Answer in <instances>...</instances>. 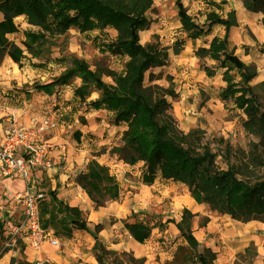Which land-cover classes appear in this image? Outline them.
Returning <instances> with one entry per match:
<instances>
[{
  "label": "trees",
  "instance_id": "16d2710c",
  "mask_svg": "<svg viewBox=\"0 0 264 264\" xmlns=\"http://www.w3.org/2000/svg\"><path fill=\"white\" fill-rule=\"evenodd\" d=\"M242 2L248 11L264 16V0ZM209 3L215 5L213 1ZM224 3L225 0H221L217 7L221 8ZM176 7L181 29L191 39L209 34L214 24H220L226 30L236 25L233 10L225 18L210 10L206 13V25H199L180 2H176ZM152 9V0H0V54H6L20 66L23 49L6 36L18 31L14 21L18 16H23L27 24L37 28L26 31L21 40L24 48L33 51L48 39V34L63 35L68 26L79 32L113 28L116 32L114 40L103 44V47L115 56L126 57L122 71L99 64L91 68L84 59L66 53L60 57L64 63L62 72L51 82L33 84L32 87L51 94L55 85H66L79 78L80 84L74 88V95L85 101L93 91L97 92L98 96L90 100L88 106L110 111L111 124L125 125L120 134L121 144L111 146L109 154L129 165L142 162L140 180L143 183L151 184L157 176L179 182L186 186L197 203L204 204L210 211L230 217L240 216L243 222H264V176H253L250 167H264V161L252 155L245 160L240 159L228 140L222 137L214 140L219 145V149H214L199 127L187 131L180 129L171 112L172 100L178 96L171 77L166 76L169 84L162 86L153 82L162 77L161 73L150 71L145 81L149 68L166 64L170 48L160 43L139 42V32L149 25L146 11ZM182 46V40L175 41L172 52L178 53ZM235 48L225 33L222 37L213 36L207 47H197L194 54L199 58L214 59L217 68H223L222 79L227 85L219 93L221 102L223 105L231 102L240 110L245 116L241 122L243 130L255 137L256 143H263L264 107L255 92V85L250 84L257 75V69L253 63L242 61L235 54ZM203 69L207 77L214 76L215 68L203 66ZM231 70H235L237 80ZM103 75L108 76L111 82L104 81ZM261 85H264V80ZM74 135L78 137L79 132L76 130ZM74 181L86 192L95 208L108 200L120 198L116 178L106 165L95 158L86 162L84 170L76 174ZM193 216L189 209L183 208L178 221H165L174 223L183 242L175 246L171 258L163 264H214V251L207 247L198 249L193 235ZM38 218L42 229L51 230L60 238L69 239L74 229L88 230L94 238L92 248L97 264H123L117 251L107 248L99 240L97 232L102 225L96 223L93 230H89L82 210L60 200L50 188L38 202ZM207 221L208 218L204 217L200 226ZM154 226L143 220L123 222V228L138 243L149 238ZM22 250L21 246L19 255L11 257L9 264H30ZM255 256V245L249 242L236 253L232 264H252ZM42 264L53 263L44 261Z\"/></svg>",
  "mask_w": 264,
  "mask_h": 264
},
{
  "label": "rangeland",
  "instance_id": "374dc122",
  "mask_svg": "<svg viewBox=\"0 0 264 264\" xmlns=\"http://www.w3.org/2000/svg\"><path fill=\"white\" fill-rule=\"evenodd\" d=\"M177 1L187 9V12L190 8L193 10V13H191L190 16L199 25H202L203 23L206 25V13L210 10H213L223 18L227 16V13L230 10H233L235 13L236 25L231 26L226 30L222 25L214 24L211 26L209 34L222 37L227 33V38L230 44L236 47L234 51L235 54L242 61L247 58L244 54H248L250 51L248 49L249 45L236 46L233 44L234 39H238L240 33L247 35L249 40L253 43L251 50L252 57L257 58V54H261V52L264 53V45L256 42L257 34L260 35L261 31L264 29L260 26L259 21L261 18L258 17V19L256 15L251 14L248 17V22L245 23V27L242 28L240 26L236 29H232L230 32L231 28L239 25L237 19L239 22H242V20H245L246 16L241 18L239 12L237 15V11L231 9L226 3L222 4L221 8H218L217 5L220 4L221 0H152L153 9L146 11L149 25L147 28L139 32V42L141 44L160 43L161 45L171 47L172 51V46L175 41L182 40L184 43L185 39L188 37L187 33L181 29L177 15ZM210 1L215 2V5H211V3H209ZM240 1L243 6L242 0ZM225 2H227V0H225ZM243 8L245 7L243 6ZM245 10L247 9L245 8ZM14 21L19 29L17 32L12 33L8 39L22 47L23 59L20 66H18L6 54H0V69L5 71L6 74H9V76L6 77L0 75V105H9V107L14 109L13 111L19 115V118H21V112L17 109H23L24 115L25 113L26 115L27 113H32L39 116L52 115L56 122V126L53 130L44 134L43 137L45 139H50L54 136L59 138V135L62 140V145L59 147L61 151L59 152L58 161L54 162L55 158H52L51 156L53 162L52 165L53 167H62L67 164L66 169L70 172V177H75L76 174L84 170L86 164L84 161L81 162L75 159V153H78L80 147L86 148L89 152L92 150V153H90L95 154L98 158L103 160L108 159L107 155H103V153H107L104 151L102 147L103 145L99 146L94 139L92 142L89 141V134L83 133L78 129L83 125L88 126L94 124V121H99L101 116L107 120L108 118H111V113L105 109L106 112L109 113L108 115L105 112H101V115L95 116V113L93 112L98 109L88 106V103L90 102L88 100L89 97H91V94L85 99V101H81L74 95V88L80 84L79 78H74L71 83L66 85H55L54 91L51 94H47L42 90H35L32 85L51 82L56 76H58L64 69V63L60 61V57L66 53H73L77 57L84 59L91 68H94L96 64H99L117 71L123 70L126 57L115 56L109 53L108 50L104 49L103 44L113 41L116 35L115 30L110 27H106L102 30L94 29L79 32L73 26H68L65 28V34L63 33V35L55 33L48 34V39L38 46L36 51H33L32 49L24 48L21 45V40L24 39L26 31L37 30V28L27 24L24 18L21 19L19 16L16 17ZM239 47L241 50L237 52L236 49ZM242 52H244L243 56L241 54ZM203 66L215 68L214 75L218 73L222 78L221 73L223 68H217V61L214 59L202 57L199 59L197 65L193 66L190 64L188 68H185L179 63H175L173 59L171 60L168 56L165 65L161 67L152 66L146 71L145 81L147 80L150 71L153 73L160 72L162 77L153 82L162 86H167L169 81H167L166 76H169L171 77V82L175 90L179 84L181 85V83H185L190 71H192L190 72L192 76L195 75L193 71H205ZM230 73L235 80L238 79L235 70H231ZM189 78L191 79L192 77L190 76ZM102 79L111 82V79L108 76L103 75ZM250 84L255 85V92L262 103V107H264V85H261V82H250ZM195 87L200 96L199 103L195 105L196 111H199L201 103L210 98V96L213 99L218 98L220 104L215 105L216 102L213 100L212 103H214V105L208 106V108L203 110L202 113L190 115L191 111L187 110L186 106L179 101L177 96L172 100L171 112L172 115H174L173 117L178 127L183 131H186L187 128L199 127L204 131L205 140L209 141L214 149H219V145L214 140L218 137H222L228 140L232 149L235 151L236 156L240 159L245 160L247 156L252 155L256 158L260 157L261 160L264 161V141L263 143H256L257 139L243 130L241 122L245 119L244 114L240 110L234 108L231 102L227 105H223L219 98V93L222 90L219 91L215 84L208 85L198 82H195ZM189 117H191V119H189ZM76 130L79 134L81 133L84 135L82 139L79 138L77 140V138L74 137V132ZM106 132L111 134L106 130L103 134H107ZM54 142L55 141L52 143ZM50 148L52 149L53 145L52 147L50 146ZM65 153L69 155L68 159H66ZM232 160H235V158H232ZM219 161L220 157H218V162ZM107 167L114 177L117 178L116 180L119 183L120 197H122V200L126 197L128 201L135 206V210L129 212L125 220H143L149 225H155L151 230L149 242H144L141 245L136 243V245H134V242L129 237L126 230H124L123 227L120 228L122 234L120 238L124 240L123 247L125 257H130L132 253L131 249L134 250L131 244L137 246L140 254L145 256V258H147L146 255L149 254L151 262L159 261V259H161V255L156 250L159 252H161V250L168 251L169 254H172L175 246L183 242L182 237L177 231L176 234L173 233L171 235L168 231L167 236L169 235V238H167V236L163 237V234L159 235L158 230L167 227L166 223H162L163 220L179 219L185 205L182 207L178 205V210L171 207L169 203V195L171 197L189 195L186 186L182 183L171 182L169 180H159L158 183L155 184H140V166H136L130 170H124L121 169L119 163L115 161L109 163ZM250 167L253 171V176H264V167L258 165L256 167ZM44 176L45 172L40 175L39 179H35L38 183L35 182L33 184H47ZM23 183L24 179L19 178H14L9 183L6 182V184H14V188L19 187V185ZM159 189L161 191L163 190L164 195L166 196L164 199H158L155 196ZM15 193L16 192L9 193L5 186L0 185V257L9 249H13L16 252V255H19V248L21 247L23 240L20 236L15 237L10 234L9 229L5 227L6 222L18 223L21 219V216L17 218L19 213H21V203L14 199ZM168 193L169 195H167ZM106 202L104 205H106ZM204 214L216 217L214 220L218 227H226L227 229L234 227L235 222L233 217H230L228 214L210 211L206 206L203 214H198V217L195 219V225L200 226L201 223L204 222V217L209 219V217ZM83 216L86 220L87 228L93 230L94 224L91 223V221L90 224L88 223V218L85 212H83ZM97 216L100 217V214H97ZM102 218L107 222L115 221V218L110 215L102 216ZM160 223H162V226ZM74 231L77 234H72L69 239L60 238L54 235L55 239H57L58 245L51 248L45 243L41 248H44L45 250L50 249L55 253L69 251L71 255L76 254L79 248L85 251L88 250V243L85 242L81 235H84L85 233L90 234L89 231L78 229H75ZM131 261L134 263H141L143 258L141 257L135 260L131 259ZM165 261L166 259H164V262Z\"/></svg>",
  "mask_w": 264,
  "mask_h": 264
},
{
  "label": "crops",
  "instance_id": "0c3cea01",
  "mask_svg": "<svg viewBox=\"0 0 264 264\" xmlns=\"http://www.w3.org/2000/svg\"><path fill=\"white\" fill-rule=\"evenodd\" d=\"M226 4L229 5L231 9L236 10L237 15L239 12L241 18L246 16L245 20L244 21L242 20V22H239V20L237 19L239 25L231 28L230 32L232 31V29H236L240 26L242 28L245 27L246 25L245 23L248 22V17L251 14L256 15L257 18L258 17L261 18V20L259 21L260 26L264 28V16L261 13L252 12V11L249 12L245 10L240 0H227ZM192 11L193 10L191 8L188 9L189 14L193 13ZM19 18L23 19L22 16H19ZM1 19H2V13L0 12V20ZM11 34L12 33H8L6 34V36L9 38ZM211 37H213L211 34L202 35L195 39H191L188 37L185 39L183 46L178 51V53L176 54L173 53L170 47L168 49V56L171 60L173 59L175 63H179L181 66L185 68L186 67L188 68L190 64L195 66L197 65L200 58L194 54V50L197 47H206ZM256 39H257L256 42L264 45V29L261 31L260 35L257 34ZM233 44H235L236 46L249 45L248 49L250 52L249 53L247 52L248 54H244V52H242L241 54L242 56L244 54V56L247 57L245 58V60H243L244 62L248 64L253 63L257 67V75L251 80V82L258 83L263 81L264 53L261 52V54H257L258 56L257 58L252 57L251 50L253 43L249 40V37L247 35H243L241 33L238 36V39H234ZM239 50H241L240 47L236 49L237 52ZM190 72L188 73L189 76H187V80L185 81V83L183 84L181 83V85L179 84L177 88H175V91L178 93L179 101L186 106L188 111H191L190 115L202 113L203 110L208 108V106L214 105V103H212L213 100L214 102H216L215 105L220 104L218 98L213 99L210 96V98L206 99L203 103H201L199 111H196L195 105L199 103L200 96L199 93H197L195 82L208 84V85L215 84L219 91L223 90L226 87L227 83L222 80L221 76L218 73L213 77H207L206 72L203 70L193 71L195 73V75L193 76L191 75ZM0 75H2L3 77L9 76V74H6L5 71L1 69H0ZM190 76L192 77L191 79L189 78ZM219 81L221 83L224 82L225 84L221 85ZM97 96L98 93L93 91L88 101L92 100L93 98H96ZM11 110L14 109L9 107V105H0V138L3 134V130L5 126V118L8 112H10ZM17 110H20L21 112L20 119L24 120L26 113L25 115L23 114L24 112L23 109H17ZM101 112L107 113L105 109H98L95 110L93 113H95L96 116V115H101ZM108 114L109 113H107V115ZM95 116H94V120H95ZM189 119H191V117H189ZM124 128L125 125L123 123L116 125L111 124L109 122V118L105 120L102 116L99 121L95 120L94 124H90L88 126L83 125L78 130L83 133H88L89 141L92 142L94 139L97 141L99 146L103 145L102 147L104 151L107 152V153H103V155H107L108 159L103 160L101 158H98V156H96L95 154H91L92 150L90 151L91 152L90 153L89 150L83 147H80L78 153H75L76 155L75 159L81 162L84 161V163H86L87 160L91 158H95L99 163L104 164L106 166L109 165V163L117 161L121 166V169L124 170H128V169L130 170L136 166L142 167V162H137L133 165H129L123 163L121 160H118L114 155L111 156L109 154V148L111 146H118L121 144L119 139H120V134ZM105 130L111 134H108L107 132H106L107 134H103ZM58 137L59 138H57V136H54L50 139H46V141L49 143L51 147L53 145V148L52 149L50 148L49 152L52 158L53 157L55 158L54 162L58 161L59 152L61 151L59 147L62 145V140L59 135ZM74 137L77 138L78 140L79 138L82 139L84 135L80 133L78 137L76 135H74ZM51 141L52 142L55 141V142L52 143ZM68 156H69L68 154L65 155L66 159H68ZM66 166L67 164L63 165L62 167L60 166L53 167L52 165L50 168L45 170H34L31 177L28 180H24V183L20 184L19 187L17 188H14L15 187L14 184H6V182L9 183L14 178L22 179L15 175H9L4 177L0 181V185L5 186L9 193L28 191L29 193L34 194L35 192L39 191L45 195V190L47 188L54 190L56 196L60 200L68 203L71 206H77L79 209L85 212L89 224L90 221L93 224L96 223L102 224V228L97 232V236L99 240L107 248L117 251L123 264H163L164 259L168 260L171 258L172 254H169L168 251L161 250V252H159L158 250H156L161 255V259H159V261L151 262L149 259L150 257L149 254H147L146 255L147 258H145V256L140 254L139 250L137 249V246H134L136 244L141 245L143 243L136 242L130 236L129 237L134 242V245L131 244L134 250L131 249L132 251L131 256L126 258L123 247L124 240L120 238V236L122 235L120 228L123 227V222L125 221L128 213L131 212L132 210L133 211L135 210L134 208L135 206L132 205L126 197L123 198V200L122 197H120L121 199L119 198L120 199L119 201L108 200L106 202V205L95 208L93 202L88 197L86 192L79 185L75 183L74 176L70 177V172L67 171ZM43 172H45L44 178L47 184H33L35 182L38 183V181L35 179H39L40 175ZM159 180H164V179H161L159 176H157L151 184L158 183ZM139 183L146 184L143 183L141 180H139ZM167 195H169V193ZM155 196L158 199H164L166 197L164 195L163 190L161 191L160 189L158 190V193L155 194ZM169 197H170L169 203L171 207H174L178 210V205L181 207L185 205L184 208L189 209L194 214V216L192 217V228L194 225L193 235L198 242V249L202 250V248L207 247L210 248L212 251H214L216 253L214 264H232L233 260L235 259L236 253L242 251L249 244V242H253V244L255 245V252H256V256L252 264H264V222L258 220H249L247 222H243L241 221L240 216H234L233 217V220L235 222L234 227L227 229L226 227L225 228L218 227V225L214 220V218L216 217H213L209 214H204L208 216L209 219L204 226H198L195 225L196 223L195 219L198 217V214H203L205 205L202 203H197L190 195H184L181 197H171L169 195ZM97 214H100V217H98ZM107 215L113 216L115 218V221L113 222L104 221L102 216H107ZM20 216L21 213H19L17 218H19ZM179 219L176 218L173 220L178 221ZM166 220H163L162 223H165ZM166 226L167 227L165 229L158 230L159 235L163 234V237H165L167 236L168 231L170 235L173 233L176 234V231L178 232L173 222L166 223ZM46 231L49 237H54V234L52 233L51 230H46ZM73 234L76 235L77 233L73 231ZM81 236L84 238L85 242L88 243L87 244L88 250L85 251L79 248L78 252L73 255H71L69 251H63L62 253H55L50 249L45 250L44 248H41L45 243L42 244V246L40 247L41 249L39 248L40 250H37L32 248L24 239L22 240L21 243V246L23 247L22 252L25 256L26 261H28L30 264H42L44 261H50L53 264H97V261L92 251L94 238L90 234H86V233ZM149 238L145 242H149ZM167 238H169V235L167 236ZM49 246L51 248L54 247L52 245ZM13 256H16V252L13 249L7 250L0 257V264H9L10 259ZM141 257L143 258V261L141 263H134L131 261V259L135 260Z\"/></svg>",
  "mask_w": 264,
  "mask_h": 264
},
{
  "label": "built area",
  "instance_id": "2783aa9c",
  "mask_svg": "<svg viewBox=\"0 0 264 264\" xmlns=\"http://www.w3.org/2000/svg\"><path fill=\"white\" fill-rule=\"evenodd\" d=\"M55 126L52 115L29 113L21 120L13 110L8 112L0 138V181L9 175L28 180L34 170L50 168L53 163L50 145L43 136ZM43 197L39 191L34 194L16 192L14 199L21 203V219L18 223H5L10 234L20 236L34 249H39L43 243L58 245L57 239L49 237L39 224L38 202Z\"/></svg>",
  "mask_w": 264,
  "mask_h": 264
},
{
  "label": "bare ground",
  "instance_id": "6f19581e",
  "mask_svg": "<svg viewBox=\"0 0 264 264\" xmlns=\"http://www.w3.org/2000/svg\"><path fill=\"white\" fill-rule=\"evenodd\" d=\"M219 82H220V81H219ZM220 84H221V85H224L225 83H224V82H223V83L220 82Z\"/></svg>",
  "mask_w": 264,
  "mask_h": 264
}]
</instances>
